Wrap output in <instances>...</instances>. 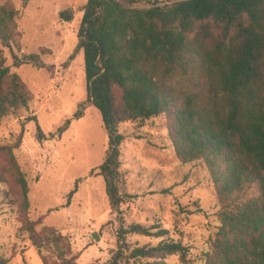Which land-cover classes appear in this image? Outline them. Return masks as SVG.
<instances>
[{"label": "trees", "instance_id": "1", "mask_svg": "<svg viewBox=\"0 0 264 264\" xmlns=\"http://www.w3.org/2000/svg\"><path fill=\"white\" fill-rule=\"evenodd\" d=\"M17 17L12 0L0 5V125L33 98L2 55V45L20 50ZM59 18L72 20L73 10L62 9ZM77 37L70 58L83 52L85 102L100 112L107 133L102 162L90 170L103 177L118 220L107 264H163L171 254L188 264V249L180 241L128 242L130 234L159 237L167 230L126 225L120 216V205L131 195L121 169L124 135L118 125L140 126L155 117L164 119L176 157L183 163L203 161L211 175L219 225L203 264H264V0H86ZM46 51L12 52L13 65L50 68L41 60ZM82 108L79 104L74 118ZM69 124L65 119L55 135ZM43 134L37 125V138ZM21 136L22 131L15 144ZM0 183L16 208L18 230L38 249L42 263L78 264L66 235L40 226L42 217L30 218L26 175L5 144H0ZM251 187L253 194L246 196ZM6 263L0 255V264Z\"/></svg>", "mask_w": 264, "mask_h": 264}, {"label": "rangeland", "instance_id": "2", "mask_svg": "<svg viewBox=\"0 0 264 264\" xmlns=\"http://www.w3.org/2000/svg\"><path fill=\"white\" fill-rule=\"evenodd\" d=\"M6 0H0V5ZM18 10L20 50L1 46L5 65L26 83L33 98L26 110L9 114L0 125V144L12 147L29 185V216L42 217L66 235L78 264H107L116 246V212L112 210L103 177L92 168L102 162L107 133L100 112L85 102L86 81L83 52L73 53L77 30L86 0H12ZM71 8L73 18H59ZM1 45V44H0ZM48 49L41 60L51 66L29 63L13 65L18 56ZM83 104L82 114L74 112ZM35 117V118H34ZM70 124L60 137L55 135L65 119ZM37 125L44 133L39 140ZM121 169L131 197L119 207L124 224L140 223L166 229L159 237L130 234L134 245L158 241H180L187 247L188 264H203L204 253L219 225L220 205L214 194L211 175L203 161L181 162L175 155L162 117L137 126L122 122ZM22 136L15 144L19 132ZM79 179L77 190L66 204L67 194ZM0 183V255L6 264H43L38 249L18 228L17 211L7 202ZM251 187L247 195L253 194ZM96 232L98 239L92 237ZM163 264H184L178 254L168 255Z\"/></svg>", "mask_w": 264, "mask_h": 264}, {"label": "water", "instance_id": "3", "mask_svg": "<svg viewBox=\"0 0 264 264\" xmlns=\"http://www.w3.org/2000/svg\"><path fill=\"white\" fill-rule=\"evenodd\" d=\"M92 237H93L94 239H98V235H97V233H96V232H93Z\"/></svg>", "mask_w": 264, "mask_h": 264}]
</instances>
